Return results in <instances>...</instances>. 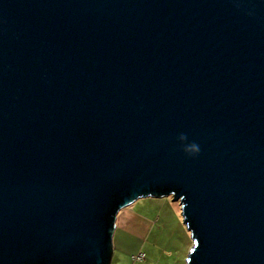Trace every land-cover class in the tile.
Masks as SVG:
<instances>
[{
    "label": "water",
    "instance_id": "obj_1",
    "mask_svg": "<svg viewBox=\"0 0 264 264\" xmlns=\"http://www.w3.org/2000/svg\"><path fill=\"white\" fill-rule=\"evenodd\" d=\"M162 195L187 264H264V0H0V264H109Z\"/></svg>",
    "mask_w": 264,
    "mask_h": 264
},
{
    "label": "rangeland",
    "instance_id": "obj_2",
    "mask_svg": "<svg viewBox=\"0 0 264 264\" xmlns=\"http://www.w3.org/2000/svg\"><path fill=\"white\" fill-rule=\"evenodd\" d=\"M191 233L171 195L141 196L117 209L109 264H187ZM139 252L142 260L134 259Z\"/></svg>",
    "mask_w": 264,
    "mask_h": 264
},
{
    "label": "clouds",
    "instance_id": "obj_3",
    "mask_svg": "<svg viewBox=\"0 0 264 264\" xmlns=\"http://www.w3.org/2000/svg\"><path fill=\"white\" fill-rule=\"evenodd\" d=\"M186 139H187V137L184 134H181L179 136V140L180 141H185ZM199 150H200L199 149V146L196 143H194V142L193 143H188V144H185L184 145V151L186 153L190 154V155L198 153Z\"/></svg>",
    "mask_w": 264,
    "mask_h": 264
},
{
    "label": "built area",
    "instance_id": "obj_4",
    "mask_svg": "<svg viewBox=\"0 0 264 264\" xmlns=\"http://www.w3.org/2000/svg\"><path fill=\"white\" fill-rule=\"evenodd\" d=\"M144 258V253L143 252H139L138 254H136L134 256V259L136 260H142Z\"/></svg>",
    "mask_w": 264,
    "mask_h": 264
},
{
    "label": "crops",
    "instance_id": "obj_5",
    "mask_svg": "<svg viewBox=\"0 0 264 264\" xmlns=\"http://www.w3.org/2000/svg\"><path fill=\"white\" fill-rule=\"evenodd\" d=\"M192 238V237H191ZM188 240L190 241V249L192 248V245H193V240H190V238H189V235H188ZM190 249H189V251H190ZM187 262V261H186Z\"/></svg>",
    "mask_w": 264,
    "mask_h": 264
}]
</instances>
